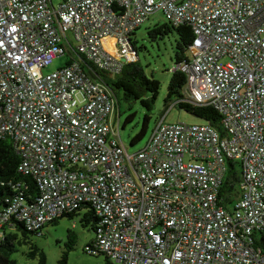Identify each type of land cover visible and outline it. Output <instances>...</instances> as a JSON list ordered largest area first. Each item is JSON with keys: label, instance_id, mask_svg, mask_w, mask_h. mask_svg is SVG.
<instances>
[{"label": "built area", "instance_id": "1", "mask_svg": "<svg viewBox=\"0 0 264 264\" xmlns=\"http://www.w3.org/2000/svg\"><path fill=\"white\" fill-rule=\"evenodd\" d=\"M160 11L187 23L192 56L184 100L211 105L209 122L158 121L129 153L112 131L114 96L82 69L80 54L108 77L137 58L135 28ZM68 64L42 69L57 56ZM14 140L18 169L39 195L8 199L28 229L90 204L98 217L84 250L111 264H264V0H0V136ZM237 161L232 208L218 189Z\"/></svg>", "mask_w": 264, "mask_h": 264}, {"label": "trees", "instance_id": "2", "mask_svg": "<svg viewBox=\"0 0 264 264\" xmlns=\"http://www.w3.org/2000/svg\"><path fill=\"white\" fill-rule=\"evenodd\" d=\"M138 27H136L135 30ZM135 30L132 33V36L134 35ZM169 33L175 34V63L186 60L189 54L188 47L192 39L191 27L187 23L173 24L171 21L166 20L163 23L155 24L148 30V35L152 39H162L163 36L168 35ZM132 36L131 43L136 49V41ZM63 55L66 56L64 61V65H66L69 63L71 57L67 51ZM79 56L82 60L81 66L84 73L102 81L111 90L114 99L116 100V102H114L115 109L117 108V93L119 92L124 101H138L147 111L152 110L161 85L154 77L147 76L144 69L137 63V61L124 64L122 70L117 75L108 77L93 66L92 63L87 61L81 54ZM185 82L186 74L183 71L179 69L172 70V75L169 78L166 93L163 97L165 107L168 108L169 103L173 102L172 105L183 109L202 121L209 122L218 130V132H223L220 123L221 114L216 108L211 105L193 104L184 100L183 90ZM149 118V115L145 113L140 133L132 138L130 145L135 144L144 136ZM131 119L132 116H128L124 125L131 121ZM116 133H118L119 137L118 129ZM19 163L20 155L14 144V140L6 134L0 136V212L7 206L8 199L10 200L13 197L18 196L24 203H30L40 193L35 178L30 174L21 172L18 169ZM240 181L241 169L239 163L232 159L226 160L225 174L218 189V196L221 198V204L227 211L232 208L235 198L239 193ZM62 217H67L69 219L76 217L82 228L92 231L94 234L98 217L88 203L82 205L74 212L59 216L50 222H46L42 227L37 229H28L24 222L14 214H10L9 217L5 219L0 217V264H45V253L36 242L32 241V237L42 236V231L46 225L56 224ZM252 235L254 246L262 245L263 247L264 231L255 230ZM92 241L93 236L87 243H91ZM74 242L75 233L73 230L68 229L66 233V241L64 243L65 249L61 252L56 264H68V252L73 248ZM21 247H24L22 251L19 249ZM19 257L24 258L25 261L20 263ZM105 259L107 260V257H105Z\"/></svg>", "mask_w": 264, "mask_h": 264}, {"label": "rangeland", "instance_id": "3", "mask_svg": "<svg viewBox=\"0 0 264 264\" xmlns=\"http://www.w3.org/2000/svg\"><path fill=\"white\" fill-rule=\"evenodd\" d=\"M53 1L54 3H57L59 0ZM164 21H166L164 15L160 11H156L150 14L149 17L141 23L132 36L136 41L137 58L135 61H137V63L144 69L147 76H152L157 79L160 82L161 87L155 100L154 107L150 111H147L142 107L138 101H124L121 98L120 93H117V108L115 109L111 121L113 127L119 130L120 140L129 153L135 152L145 145L158 121L168 123H203L201 119L187 113L175 105H172L173 102L169 103L168 108L164 105L163 97L166 93L169 78L172 75V68L175 65V34L169 33L168 35L163 36L162 39H152L148 35V30L150 28L155 24H160ZM188 56H192L191 52ZM65 59V55L57 56L50 64L42 69V73H49L62 67L65 64ZM145 113L150 117L147 123L146 132L138 142L130 145L132 138L140 133ZM130 115L132 116L131 121L124 125L126 118ZM68 229L73 230L75 233L74 246L68 252V264H106L104 255L84 251L85 243H87L92 237L93 232L82 228L76 217L73 219L62 217L56 224L46 225L42 231V236L32 237V241L36 242L45 253V264H56L61 252L65 249L64 243L66 241V233ZM19 249L22 251L24 247ZM19 261L22 263L25 259L19 257Z\"/></svg>", "mask_w": 264, "mask_h": 264}, {"label": "crops", "instance_id": "4", "mask_svg": "<svg viewBox=\"0 0 264 264\" xmlns=\"http://www.w3.org/2000/svg\"><path fill=\"white\" fill-rule=\"evenodd\" d=\"M114 113H115V108H114V110H113V112H112V114H111V116H110V125H111V128H112V131L116 133V132H117V128H114V127H113V124H112V121H111L112 116L114 115ZM117 118H118V116H117ZM117 126H118V125H117ZM92 236H93V235H92ZM85 244H86V243H85ZM105 263H106V264H111L110 261H109L108 259H107V260L105 259Z\"/></svg>", "mask_w": 264, "mask_h": 264}]
</instances>
